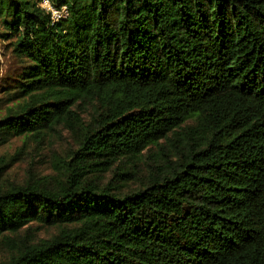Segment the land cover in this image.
<instances>
[{
	"label": "trees",
	"instance_id": "1",
	"mask_svg": "<svg viewBox=\"0 0 264 264\" xmlns=\"http://www.w3.org/2000/svg\"><path fill=\"white\" fill-rule=\"evenodd\" d=\"M41 1L0 0L25 62L0 146L76 144L53 184L0 186V264H264V0Z\"/></svg>",
	"mask_w": 264,
	"mask_h": 264
},
{
	"label": "rangeland",
	"instance_id": "2",
	"mask_svg": "<svg viewBox=\"0 0 264 264\" xmlns=\"http://www.w3.org/2000/svg\"><path fill=\"white\" fill-rule=\"evenodd\" d=\"M6 35V30L0 20V98L4 95V90L12 88L23 69L25 62L17 57L13 51V40ZM9 104L2 98L0 99V116L5 114ZM28 141V142H27ZM73 135L66 130L51 132L42 142L25 140L23 137L11 138L7 143L0 146V186L8 187L12 184H22L29 179L39 180L48 179L53 181L60 176L61 166L69 157V151L75 148ZM157 148L152 147L145 150L141 160L137 163L120 162V170L131 169L138 171L135 179L125 183L116 178L115 185H119L122 193L136 191L143 187L150 176L151 168L158 164ZM101 181L113 177L109 171L100 172ZM23 230L21 234H24ZM57 232L54 227H43L33 225L29 229V238L45 239ZM26 236V235H25Z\"/></svg>",
	"mask_w": 264,
	"mask_h": 264
},
{
	"label": "built area",
	"instance_id": "3",
	"mask_svg": "<svg viewBox=\"0 0 264 264\" xmlns=\"http://www.w3.org/2000/svg\"><path fill=\"white\" fill-rule=\"evenodd\" d=\"M40 5L47 13L50 14L53 22L59 21L68 15V9L66 6L57 7L53 5L50 0H42Z\"/></svg>",
	"mask_w": 264,
	"mask_h": 264
}]
</instances>
